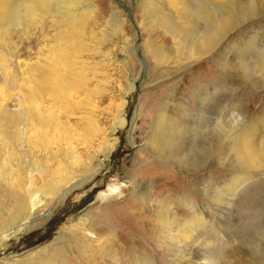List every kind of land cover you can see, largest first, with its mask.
Instances as JSON below:
<instances>
[{"label":"rangeland","instance_id":"374dc122","mask_svg":"<svg viewBox=\"0 0 264 264\" xmlns=\"http://www.w3.org/2000/svg\"><path fill=\"white\" fill-rule=\"evenodd\" d=\"M73 1L80 7L93 9L94 18L86 27L83 42L70 52L72 82L81 87L80 94L73 99L80 113L72 117L70 124H83L93 134L89 147L80 145L84 158L113 136L118 137L119 144L112 160L106 161L104 153L100 155L105 173L94 180L97 188L74 191L65 207L43 227L4 245L0 249V263L50 243L61 227H67V232L77 228V219L85 212L90 217L85 225H94V233L98 230L104 237L112 236L110 244L89 263L67 257L68 263L264 264V0H226L222 7L215 5L210 12L211 20L215 25L222 23L218 33L223 29L227 42L238 44L239 54L227 49L222 53L215 42L211 55L203 56L191 72L178 76L174 73L184 67L185 60L175 67L170 63L163 70L148 52L153 43L168 47L174 44L164 24L173 27L175 20L165 3ZM184 1L189 18L199 23L192 37L205 33L200 28L208 20L202 16V0ZM46 5L49 7L43 10L38 0H12L10 16L0 27V127L17 146L19 160L25 166L32 156L24 137L31 136V132L19 120L18 93L12 77L35 65L41 52L54 53L62 38L69 39L64 24L60 25L63 13L57 11L56 3L49 1ZM199 6L202 13L197 11ZM217 9L220 10L216 12ZM5 85V91H1ZM171 86L177 87L176 95L164 100L170 97ZM163 100L167 107L170 105L171 115L178 118L180 139L191 137L186 135L190 125L193 132L192 144L184 148L182 156L187 161L171 168L175 169L174 178L166 170V174L150 171L162 165V160L159 155L153 156L155 151L143 139L144 129H150L155 120L150 112L162 107ZM81 101L86 102L80 105ZM138 112L141 117H136V146L144 152L135 157L136 149L128 140L127 126ZM122 117L128 123L120 130L118 119ZM72 131L81 133L77 128ZM86 137L85 134L82 138L84 144ZM199 140L202 143L196 145ZM245 145H249L248 151L242 149ZM0 146L2 151L6 148L2 143ZM240 148L249 160H240ZM150 150L151 157L147 155ZM190 153H197L195 161L203 168L206 165V170L197 169L191 176L184 173L194 161ZM138 178L145 182L150 200L131 198V188ZM115 184L124 189L122 194L108 192ZM199 184L210 188L205 196ZM135 199L142 203L136 204ZM14 201L15 191H9L0 182V208L11 207ZM162 203L169 223L177 217L191 219L189 203L198 205L207 219L205 229L194 232L190 243H177L178 238L172 241L158 217ZM84 231L96 240V233Z\"/></svg>","mask_w":264,"mask_h":264},{"label":"bare ground","instance_id":"6f19581e","mask_svg":"<svg viewBox=\"0 0 264 264\" xmlns=\"http://www.w3.org/2000/svg\"><path fill=\"white\" fill-rule=\"evenodd\" d=\"M49 1L54 4L56 3L57 11L63 13L64 21L59 22L60 25L64 24V29L69 39L62 38L56 46L54 53L49 50L46 53L41 52L40 58L37 59L35 65L32 64L24 71L21 70L20 75L18 74L19 76L15 75V77H12L15 82L12 85L16 84V93H18L19 120L31 132V136H25L24 139L27 145H29L32 158L28 166L23 165L19 160L20 151L16 148L17 146L13 145L11 139L6 136V133L0 127V143L6 146L3 151L0 146V182L4 187H8L9 191H15L13 206L0 208V249L12 240L18 241L21 239L20 236L27 232L43 227L60 209L65 207L67 199L74 191H83L88 187L89 189L97 188L93 184L94 180L102 178L105 173L102 167L103 162L99 160V157L104 153L106 161L107 158L112 160L114 149L119 144L118 137L113 136L112 140L106 139L103 146L99 150L93 151L88 158H84L80 151V145L89 147L88 143H90L93 134L83 124L82 126L70 124L72 117L78 116L80 113L78 105L75 104L76 101L73 99L81 91L79 84L72 82L70 52L73 50V47L83 42L86 35V27L92 18H94V10L88 7H80L73 0H38L43 10H47L49 5L46 4ZM160 1L163 4L165 3L169 13L174 16L173 27L164 24L174 44L168 47L164 44L153 43L149 45L148 52L154 55L157 65L162 66L163 70L169 68L168 64L170 63L175 67L185 60L187 63L183 68L175 71L174 76L181 75L185 71L191 72V68L201 62L203 56L213 53L215 42L216 47L218 46L217 50H220L222 53L227 49L231 53L239 54L238 44H231V41L227 42L228 39L224 37L223 29L218 33L219 26H222V23L215 25L211 20L212 14L210 12L214 9L213 7L217 4L222 7L226 4V0H202V16L204 15V19L207 18L208 20H205V25L200 27L201 32L205 33H201L200 35L198 33L194 37H192V33L195 32L196 26L199 23L189 18L185 1ZM201 6L198 7L197 11L200 10ZM10 7L12 8V0H0V27L8 20L11 13V11L9 12ZM28 8L31 9V7ZM219 10L217 9L216 12ZM146 19L147 16L145 15ZM247 35L244 37L246 38ZM229 48L231 49L229 50ZM166 77L169 78L170 75L167 74ZM133 86L132 89H134ZM6 87V85L2 87L1 91H5ZM171 87L170 97L167 96L164 100L171 99L176 95L177 87ZM164 100L161 104L162 107L150 112L153 113L155 120L150 124V129H144L145 136H143V139H146L147 145L152 148V151H155V155H152H159L162 160V165L152 167L150 171L158 172L159 170V172L166 174V170L174 178L176 176L175 169L171 168L180 167L187 161L182 156L184 148L188 149L192 144L190 140L193 132L190 125L187 128L188 132L186 135L191 137L180 139L178 118L175 117V114V116L171 115L169 110L170 105L167 107L168 104ZM85 102L81 101L80 105ZM201 107L204 109L203 106ZM137 116L141 117V112L135 115L128 126V122H126L124 117L118 119L120 130L124 129L125 126L128 127V140L136 149L135 157H139V152H144L143 149L140 150L136 146ZM59 117L63 118L64 121L61 122ZM74 128L81 131L80 135L72 131ZM85 134L87 141L84 144L82 138L84 139ZM9 142L11 143L10 146H8ZM200 143H202L200 140L195 142L196 145H200ZM259 144L258 141V146H260ZM51 149L57 151L53 153ZM242 149L248 151L249 145H245ZM242 149L240 148V160H249L247 156H244L246 154H244ZM250 150L252 149L250 148ZM251 154L250 156H252ZM147 155L151 157V150L147 152ZM190 157L194 161L184 169L186 175L191 176L192 171L196 172L198 171L197 169L206 170V165L203 168L198 164L199 162L195 161L197 153H190ZM98 165L100 166L99 168L96 167ZM28 176L30 178L29 182ZM144 185L145 182L138 178L135 187L131 188V198L145 197L150 200L151 194L144 189ZM109 188L108 192L110 193L111 190L118 194H122V191H124L121 186L116 184ZM207 188L206 184H199L201 194H204V196L207 190L210 189ZM87 191L90 192V190ZM9 196L13 199V196ZM135 202L136 204L142 203L138 199H135ZM148 205V202H146L147 207ZM164 206L163 203L159 206L158 217L160 218L162 229L168 231L172 241L178 238L177 243L178 241L183 244L190 243L194 232L200 233L201 230L205 229L207 219L204 212L199 210L198 205L189 203L188 207H190L193 213L191 219H179L177 217L171 221L172 223H169L167 216L163 214ZM78 218V227H85L84 229H87V232L90 231V234L96 233V240L89 238L84 229L79 230L77 229L78 227H75L69 229L67 232L65 230L67 227L64 226L54 235L55 237L50 243L36 250L34 249V251H29L22 256L6 258L0 264H72L68 263L67 257L77 262H81L82 259H85L87 263L93 261L95 256L102 255L105 252V249L110 244L109 238L112 236L109 238L104 237L100 232H97L98 230L94 233V225H85L88 219H90L85 212L81 213ZM127 221L129 220L127 219ZM79 222L83 223L80 224Z\"/></svg>","mask_w":264,"mask_h":264},{"label":"clouds","instance_id":"9594fccd","mask_svg":"<svg viewBox=\"0 0 264 264\" xmlns=\"http://www.w3.org/2000/svg\"><path fill=\"white\" fill-rule=\"evenodd\" d=\"M205 264H209V262L208 261H205Z\"/></svg>","mask_w":264,"mask_h":264}]
</instances>
